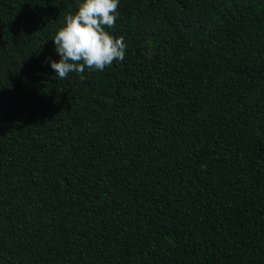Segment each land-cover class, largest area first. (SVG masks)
Here are the masks:
<instances>
[{
  "label": "trees",
  "instance_id": "obj_1",
  "mask_svg": "<svg viewBox=\"0 0 264 264\" xmlns=\"http://www.w3.org/2000/svg\"><path fill=\"white\" fill-rule=\"evenodd\" d=\"M81 2L0 0V264H264V0H119L59 79Z\"/></svg>",
  "mask_w": 264,
  "mask_h": 264
},
{
  "label": "clouds",
  "instance_id": "obj_2",
  "mask_svg": "<svg viewBox=\"0 0 264 264\" xmlns=\"http://www.w3.org/2000/svg\"><path fill=\"white\" fill-rule=\"evenodd\" d=\"M119 0H82L75 13H67L64 24L51 39L58 61L46 58L59 79L85 70L103 71L125 57L124 38L115 37L106 28L115 26L119 17Z\"/></svg>",
  "mask_w": 264,
  "mask_h": 264
}]
</instances>
